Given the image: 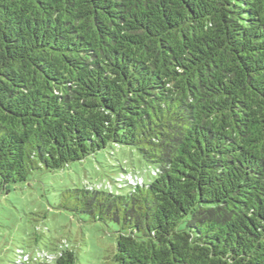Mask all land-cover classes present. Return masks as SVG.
<instances>
[{
	"label": "trees",
	"instance_id": "16d2710c",
	"mask_svg": "<svg viewBox=\"0 0 264 264\" xmlns=\"http://www.w3.org/2000/svg\"><path fill=\"white\" fill-rule=\"evenodd\" d=\"M108 146L154 167L67 191L112 264H264V0H0V187Z\"/></svg>",
	"mask_w": 264,
	"mask_h": 264
},
{
	"label": "rangeland",
	"instance_id": "374dc122",
	"mask_svg": "<svg viewBox=\"0 0 264 264\" xmlns=\"http://www.w3.org/2000/svg\"><path fill=\"white\" fill-rule=\"evenodd\" d=\"M122 167L132 172V179L137 175L146 182L154 170L136 149L108 146L63 170H38L26 182L0 187V264H11L18 248L32 258L34 251H52L63 242L75 250L78 264H112L118 225L73 213L67 209L66 194L76 188L116 192L112 181L122 173ZM34 264L40 261L36 259Z\"/></svg>",
	"mask_w": 264,
	"mask_h": 264
},
{
	"label": "built area",
	"instance_id": "2783aa9c",
	"mask_svg": "<svg viewBox=\"0 0 264 264\" xmlns=\"http://www.w3.org/2000/svg\"><path fill=\"white\" fill-rule=\"evenodd\" d=\"M128 179H129L130 182H132L133 179H136V180H134L132 183H142V182H143L138 176H136V177L133 178V179H132V177L129 176Z\"/></svg>",
	"mask_w": 264,
	"mask_h": 264
}]
</instances>
